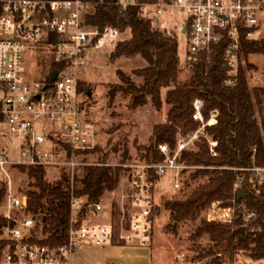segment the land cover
Here are the masks:
<instances>
[{"label":"built area","instance_id":"2783aa9c","mask_svg":"<svg viewBox=\"0 0 264 264\" xmlns=\"http://www.w3.org/2000/svg\"><path fill=\"white\" fill-rule=\"evenodd\" d=\"M119 2L126 6L136 0ZM90 4L0 0V186L5 190L0 215L8 220L1 229L5 244L0 245V264H75V252L87 244H150L166 197L156 193L160 177L175 170L176 186L181 188V170L204 166L183 159L186 151L199 153L207 144L212 154H218V140L209 128L218 121L219 111L206 113V99L197 95L192 112L197 126L187 131L180 127L174 142H155L163 159L102 157L122 133L112 129L114 117L97 111L106 113L101 107L105 93L95 96L92 87L105 83L84 82L80 70L95 49L108 43L113 51L123 36L116 27L100 29L87 22ZM149 5L161 17L184 12L186 17L166 32L180 25L187 33L188 61L204 56L211 63L219 52L230 85L240 81L244 39L264 38V0H157ZM256 152L254 146L251 164L226 166L235 175L232 192L227 202L212 201L210 219L250 225L258 216L245 190L251 183L264 198V156L259 162ZM39 165L54 173L65 169L71 177L68 238L58 245L42 241L49 234L31 212L29 187L22 184L30 177L29 168ZM92 165L109 167L115 179V186L99 200L77 193L78 181Z\"/></svg>","mask_w":264,"mask_h":264},{"label":"trees","instance_id":"16d2710c","mask_svg":"<svg viewBox=\"0 0 264 264\" xmlns=\"http://www.w3.org/2000/svg\"><path fill=\"white\" fill-rule=\"evenodd\" d=\"M155 1L136 0L124 6L119 0H90L87 22L100 29L113 26L131 33L130 37L119 41L111 58L116 60L122 56L139 55L146 61L144 66L133 70V76L119 68L121 82L111 90V95H115L117 90L130 95L129 107L132 109L149 102L159 109L164 102L170 105L167 121L155 125L157 142H174L179 127L187 131L197 126L192 116L195 96L200 95L206 99V113L218 109V121L209 128L218 140V154H212L207 144L203 145L199 153L185 152L183 159L188 163L204 166L184 170L181 188L187 191V195L184 198L169 199L166 207L173 221L197 222L191 233L193 247L198 251L197 257L211 256L210 262L219 263L223 256L230 255L231 259H235L238 252L245 251L253 259H264V198L253 184L245 185L246 200L258 214L256 218L250 219V225L242 221L222 222L205 215L214 199L229 200L235 175L226 166L253 163L254 146H257L256 159L259 162L263 160L264 87L254 91L250 89L244 64L239 83L227 84V70L219 52L214 54L211 63L204 56L182 63L178 40L163 31L144 11L145 4ZM243 50L246 58L251 52H264V38L244 39ZM182 69H185V73L181 76ZM165 88L168 89L164 99ZM120 126L116 125L114 129H120ZM127 133L124 131L117 143L102 157L108 159L120 155L123 159L129 158ZM145 148L142 158L163 159L152 144ZM49 173L45 166L29 168V175L34 178L29 187V206L31 212L43 221L44 231L49 234L42 241L58 245L68 238L72 182L65 169L57 173L53 171L52 177ZM114 182L109 167L92 165L83 179V186L77 188V193L87 195L89 200H99L104 190L113 187ZM4 193V188L0 186V204ZM7 222L0 215V245L3 246L5 241L1 239V229ZM169 226L177 228L174 223ZM202 237L208 239L207 245H202Z\"/></svg>","mask_w":264,"mask_h":264},{"label":"rangeland","instance_id":"374dc122","mask_svg":"<svg viewBox=\"0 0 264 264\" xmlns=\"http://www.w3.org/2000/svg\"><path fill=\"white\" fill-rule=\"evenodd\" d=\"M144 11L148 16L154 19L163 31L168 30V26H173L175 22L182 21L186 17L184 12H178L173 18L167 16L161 17L156 13L155 8L149 4L144 5ZM169 34L178 40L180 58L182 63H185L187 61V33L183 32V28H180L179 25L174 31L170 30ZM122 36V39L128 38L131 36V33L129 30H125L122 31ZM113 51H111L108 43H105L102 48L95 49L91 61L83 65L80 72L84 77V82H103L111 84L105 85L104 87H92L95 96L99 93H105L101 101V107L106 113L100 109H97V111L100 115L114 117V119L110 121L112 129H114L116 125H121L118 130L121 131L122 134L124 131L128 132L127 143L129 145L130 157L124 159H144L142 158V154L145 152L146 146L152 144L153 148L156 149L155 142H157V140L155 139L154 128L158 122L164 123L167 121V112L170 105L164 102L162 108L159 109L149 102L144 106L132 109L129 107L130 95L124 93L122 90H117L115 95L112 96L111 90L117 88L121 82L118 75L119 68L133 76V70L135 68L142 67L146 64V61L139 55L122 56L113 60L111 58V53ZM243 64L246 66L250 89L254 91L256 88L264 87V52H251L249 57L246 58V56H244ZM249 64L252 65L250 66ZM184 73L185 69H182L180 75L182 76ZM167 89L168 88H165L163 90L164 99ZM134 113L143 116L134 119L129 117L130 114ZM183 131L185 130L183 129ZM2 141H7L6 137L3 135ZM111 158H121V156L114 155ZM109 171L113 174L110 168ZM183 173L184 170H181V176ZM53 174V171H50L49 175L51 177ZM84 178L85 177L78 181L80 186H83ZM26 179L28 181L26 183L22 182V184L30 187L33 178L31 176L29 178L26 176ZM160 179V182L156 186V193H164L166 197L155 218L154 238L150 244L142 245L150 248L152 247V252L146 248L148 256L147 263L143 262L142 264H264V259H253L245 251L238 252L235 259H231L230 255L223 256L222 261L219 263L210 262L211 256H205L203 258L197 257L196 254L198 251L193 247V239L191 238V233L194 231L197 222L192 220H183L181 222L173 221L170 210L166 207V202L169 199L184 198L187 195V191L176 186L175 170L168 171L166 174L162 175ZM114 186L115 182L113 187ZM108 188L111 187H107L103 193H105ZM205 215L210 219L209 209L206 211ZM171 223L177 224V228L169 226ZM201 240L202 245H207L209 243L206 238L202 237ZM138 251L139 250L135 251L136 254ZM75 262H77V264H105L106 260L102 255L95 252V248L89 250L86 248L85 250L83 247H80L76 251Z\"/></svg>","mask_w":264,"mask_h":264},{"label":"crops","instance_id":"0c3cea01","mask_svg":"<svg viewBox=\"0 0 264 264\" xmlns=\"http://www.w3.org/2000/svg\"><path fill=\"white\" fill-rule=\"evenodd\" d=\"M95 248V252L105 258V264H142L147 263V249L152 252V247L142 246L140 244H127V243H110L106 245L87 244L83 249ZM151 249V250H150ZM136 250H139L136 254ZM74 254V263L75 262ZM152 257V254H151Z\"/></svg>","mask_w":264,"mask_h":264},{"label":"water","instance_id":"95a60500","mask_svg":"<svg viewBox=\"0 0 264 264\" xmlns=\"http://www.w3.org/2000/svg\"><path fill=\"white\" fill-rule=\"evenodd\" d=\"M57 73H58V69L55 71V74ZM244 195H245V191H241L239 194L240 197H243Z\"/></svg>","mask_w":264,"mask_h":264},{"label":"bare ground","instance_id":"6f19581e","mask_svg":"<svg viewBox=\"0 0 264 264\" xmlns=\"http://www.w3.org/2000/svg\"><path fill=\"white\" fill-rule=\"evenodd\" d=\"M105 85H111V84H109V83H105ZM114 137H115V135L112 136V137L110 138V142H111V140H112Z\"/></svg>","mask_w":264,"mask_h":264}]
</instances>
